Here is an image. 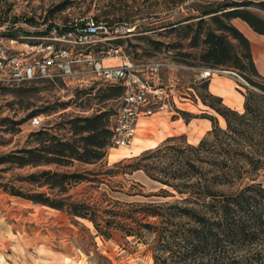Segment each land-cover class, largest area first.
Listing matches in <instances>:
<instances>
[{
  "label": "trees",
  "instance_id": "obj_1",
  "mask_svg": "<svg viewBox=\"0 0 264 264\" xmlns=\"http://www.w3.org/2000/svg\"><path fill=\"white\" fill-rule=\"evenodd\" d=\"M181 1L173 0V5ZM252 2H207L197 7L195 14L140 30V37L155 50L164 45L175 49V61L228 69L243 77L242 111L224 104L220 96L207 90V81L203 83L205 91L199 97L223 117L224 127L214 115H208L211 128L195 144L182 137L179 144L178 136H169L125 162L95 170L82 166L104 165L100 162L111 135L107 111L64 113L62 121L28 132L23 146L0 152V165L36 168L12 180H0V188L61 210L75 223L77 218L87 219L95 235L103 238L118 231L124 237L142 240L150 233L153 264H264V184L256 177L264 169V76L255 66L249 39L231 22L239 17L264 34V18L244 7ZM106 15H98L105 17L104 23L110 22ZM93 20L100 23L98 18ZM75 23L68 20L58 33ZM148 31L158 36L173 33L172 40L164 43ZM182 40L187 41L185 46ZM107 85L106 97L122 94V85ZM57 110L52 106L49 113ZM37 113L41 110H33L29 117ZM136 170L170 187L173 192L164 190L166 195L176 192L179 196L172 202H136L124 208L105 191L98 197L89 194L81 198L71 192L80 183L99 189L98 183L107 184L119 171Z\"/></svg>",
  "mask_w": 264,
  "mask_h": 264
},
{
  "label": "rangeland",
  "instance_id": "obj_2",
  "mask_svg": "<svg viewBox=\"0 0 264 264\" xmlns=\"http://www.w3.org/2000/svg\"><path fill=\"white\" fill-rule=\"evenodd\" d=\"M217 1L182 0L173 5V0H0V49L4 53L22 51L29 54L33 51L31 46L42 41L67 45L73 53L90 50L93 55L105 58L104 64H117L121 60L120 55H124L152 90L154 87H174V94L167 95L164 108L139 119L138 129L129 146H108L100 162L104 165L82 166L95 170L109 168L116 161L125 162L140 154L143 148L155 147L169 136H178L176 143L179 144L183 141L180 137L189 143H197L209 130L204 123L210 122L208 115H214L218 124L225 126L218 114L201 101L199 94L205 91L203 83L208 82L212 75L220 76L238 95L245 91L241 85L245 84L243 77L236 71L217 68L214 74L197 77V70L207 67L175 61V49L164 45L155 50L140 37L142 29L183 19L195 14L197 7ZM251 1L244 7L264 18V5L258 3L264 0ZM63 3L66 6L60 9L58 6ZM103 12L107 13L110 22L104 23L105 17L98 16ZM45 17H49L52 23L45 21ZM93 18H98L102 26L96 27V35L91 37L93 41L90 43L74 44L54 38L64 30L62 25L68 20H76L85 27ZM117 18L121 21L116 22ZM147 34L164 43L170 42L173 36V33L158 36L149 31ZM186 42L182 40L183 46ZM115 48L117 52H114ZM107 84L102 78L93 76L82 61L75 62L73 73L64 77L0 84V152L23 146L28 132L62 121L64 113L89 115L97 110H106L111 128L120 105V95L106 97ZM149 98L152 100V93H149ZM52 106L58 110L49 113ZM33 110H41V113L32 115L41 117L40 126H32L29 122L32 117L29 114ZM178 118L181 120L171 122ZM35 169L1 164L0 180H12ZM256 177L264 184V169ZM107 181V184L98 183L99 189L87 188L89 183H80L71 192L81 198L89 194L98 197L101 191H105L118 199L124 208L136 202H172L179 196L176 192L166 195L164 190H173L150 179L141 170L132 173L119 171ZM76 220V223L71 221L61 210L10 195L0 188V264H153L150 233L142 240L124 237L118 231L109 238H103L95 235L90 221Z\"/></svg>",
  "mask_w": 264,
  "mask_h": 264
},
{
  "label": "built area",
  "instance_id": "obj_3",
  "mask_svg": "<svg viewBox=\"0 0 264 264\" xmlns=\"http://www.w3.org/2000/svg\"><path fill=\"white\" fill-rule=\"evenodd\" d=\"M78 22L65 29L58 37V41L82 44L93 41L96 35L95 23L92 19L88 26H78ZM31 53L22 51L16 53H4L0 49V84L10 85L33 79H53L64 77L73 73L75 62H85L93 76H98L108 84H120L123 92L120 95V105L115 114L114 124L111 126L109 146H129L136 133L137 123L140 118L152 115L156 109H162L167 105V95L174 94V87H154L141 79L133 68L130 60L120 55L117 64H104L102 57H97L90 50H80L73 53L71 47L64 44L39 41L31 46ZM118 49L115 48L114 52ZM215 68H205L201 77H207ZM152 93V100L149 98ZM32 126H40L41 117L32 116L29 119Z\"/></svg>",
  "mask_w": 264,
  "mask_h": 264
},
{
  "label": "crops",
  "instance_id": "obj_4",
  "mask_svg": "<svg viewBox=\"0 0 264 264\" xmlns=\"http://www.w3.org/2000/svg\"><path fill=\"white\" fill-rule=\"evenodd\" d=\"M231 22L238 29H240L245 34V36L249 39L250 46H251V52H252L253 61L255 63V66H256L258 72L264 76V34H260V33L255 32L245 21H243L239 17H235V18L231 19ZM104 59L105 58H102L103 62H104ZM202 70L203 69H198L197 74H195V75H197V77L201 78ZM207 90L214 95L220 96L222 98L223 103L226 104L227 106L234 108V109H237L238 111H239V109L243 108V100H244L243 94H238V95L234 94L233 93L234 90H232L231 86H229V84H225L224 79H221L220 76L212 75L210 77L209 81L207 82ZM218 116L221 118V120L223 122H225L221 115L218 114ZM178 120H181V118H178V119L171 121V122H175ZM139 121L137 123V127L139 125ZM207 122H204L206 124V128L210 129L211 127L207 126V125H211L210 124L211 121L210 122L207 121ZM136 129H138V128H136ZM161 139H163V138H161ZM161 139H159V140H161ZM143 150H144V148H143ZM134 153H136V152H132L131 154H134Z\"/></svg>",
  "mask_w": 264,
  "mask_h": 264
}]
</instances>
